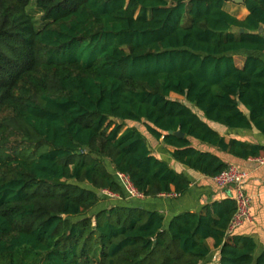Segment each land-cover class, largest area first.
Returning a JSON list of instances; mask_svg holds the SVG:
<instances>
[{"label": "trees", "instance_id": "1", "mask_svg": "<svg viewBox=\"0 0 264 264\" xmlns=\"http://www.w3.org/2000/svg\"><path fill=\"white\" fill-rule=\"evenodd\" d=\"M228 1L37 0V25L31 0H0V264H200L208 238L220 264H264L252 236L228 234L233 197L167 225L142 206L94 212L101 190L126 195L115 171L147 197L189 188L146 134L210 177L229 163L191 137L264 153L207 122L264 135V0H244L245 19Z\"/></svg>", "mask_w": 264, "mask_h": 264}, {"label": "crops", "instance_id": "2", "mask_svg": "<svg viewBox=\"0 0 264 264\" xmlns=\"http://www.w3.org/2000/svg\"><path fill=\"white\" fill-rule=\"evenodd\" d=\"M226 8L233 14H235L239 19H245L249 10L244 6L243 3H238L230 0L226 3ZM264 30V27H263ZM239 55H235L236 65L242 67L245 63L246 56L240 55V59L237 61ZM171 95H177L172 93ZM180 96V95H177ZM182 97V96H181ZM211 127L217 130L221 135H223L226 141L230 139L245 140L253 143L264 144V135L257 129H237L229 128L218 122L207 120ZM130 124L129 126H131ZM141 131V127H139ZM147 135V138L152 146V150L155 155L159 158L167 160L170 164L177 170L185 173L191 183L189 188L183 192L179 193L178 196H174L173 193H162L156 197H145L142 199L128 198L127 195L120 196L119 194L114 198L113 205L118 204H130L134 206H142L149 210H159L164 213L166 219V225L169 223L170 219L185 211L199 212L202 208L214 201L223 200L228 197H233V188L219 187L213 180V177L207 176L199 171H196L187 165L176 161L171 156V151L173 147L166 145L161 140H156L152 136ZM193 145L197 148L210 151L220 158H222L227 163H234L238 165L241 169L249 173L248 178L243 184L245 192L251 197V220L245 221L234 231V234L252 236L257 244L258 253L264 250V165H260L254 160V156L248 157L246 159L235 157L234 155L221 151L216 146H211L203 143L195 138H190ZM116 172V171H115ZM107 196H103V201L108 202ZM110 206H103L102 208H108ZM207 242L210 246V255L202 261L200 264H220V248L215 247L214 239L208 238Z\"/></svg>", "mask_w": 264, "mask_h": 264}, {"label": "built area", "instance_id": "3", "mask_svg": "<svg viewBox=\"0 0 264 264\" xmlns=\"http://www.w3.org/2000/svg\"><path fill=\"white\" fill-rule=\"evenodd\" d=\"M254 160L260 165H264V153L255 156ZM116 176L123 186L128 198L142 199L146 196L143 192L139 191L131 181L130 177L123 172L116 171ZM249 173L241 169L238 165L230 163L226 169L221 171L218 175L213 177L214 182L222 188H233V198L236 200L237 210L228 227V234H234V231L243 224L245 221L251 220V197L245 192L243 184L248 178ZM103 196L115 197L118 194L108 189H103L99 192ZM178 196L179 193H173Z\"/></svg>", "mask_w": 264, "mask_h": 264}, {"label": "rangeland", "instance_id": "4", "mask_svg": "<svg viewBox=\"0 0 264 264\" xmlns=\"http://www.w3.org/2000/svg\"><path fill=\"white\" fill-rule=\"evenodd\" d=\"M28 12L32 15L34 21L36 22L37 25H40L41 23V13L39 11V8L37 6V0H31L30 5L28 6ZM239 55V57L237 58V61L240 59V55L245 56L244 53H240V54H236ZM173 98L176 99H182L181 96H177V95H171ZM108 198L106 199L108 202H104V204H101L99 207H97L95 211H97L100 207L103 206H111V204H113V202L115 201L114 198H111L109 196H107Z\"/></svg>", "mask_w": 264, "mask_h": 264}, {"label": "water", "instance_id": "5", "mask_svg": "<svg viewBox=\"0 0 264 264\" xmlns=\"http://www.w3.org/2000/svg\"><path fill=\"white\" fill-rule=\"evenodd\" d=\"M233 1L238 2V3H243L244 2V0H233ZM244 31H245L244 28H240V32H244ZM260 31L262 32L263 28H261ZM170 133H174L175 135L180 136V137L185 136V133L182 132L181 130H178L176 132L170 131Z\"/></svg>", "mask_w": 264, "mask_h": 264}]
</instances>
